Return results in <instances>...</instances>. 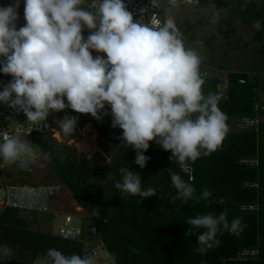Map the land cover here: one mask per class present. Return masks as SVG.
<instances>
[{"label":"clouds","instance_id":"9594fccd","mask_svg":"<svg viewBox=\"0 0 264 264\" xmlns=\"http://www.w3.org/2000/svg\"><path fill=\"white\" fill-rule=\"evenodd\" d=\"M20 2L0 6V73L11 77L0 90V102L23 112L29 124L47 125L50 114L65 109L96 120L110 115L111 127L122 130L120 148H132L140 168L149 160L145 152L150 142L170 151L169 160L184 173L190 163L222 147L229 129L227 116L218 106L220 95L204 94L202 57L185 46L174 19L161 20L154 13L141 22L125 0H23L25 23L17 29ZM150 2L155 9L161 3L178 8L189 0ZM253 26L259 29L260 22ZM77 121V116L65 115L56 123L64 135L71 136ZM33 151L25 136L4 133L0 168L26 160ZM119 172L121 181L114 187L122 195L138 196L140 202L157 195L154 188H142L136 171L122 167ZM170 178L176 191L170 199L173 204L177 200L199 203L212 196L204 189L196 197L192 183L179 172L170 169ZM227 216L225 209L185 221L191 226L186 236L203 229L196 252L204 255L218 246V233L243 230L241 218L229 222ZM9 253L6 245H0L3 257ZM46 258V264H93L87 254L65 255L55 248L47 250Z\"/></svg>","mask_w":264,"mask_h":264},{"label":"trees","instance_id":"16d2710c","mask_svg":"<svg viewBox=\"0 0 264 264\" xmlns=\"http://www.w3.org/2000/svg\"><path fill=\"white\" fill-rule=\"evenodd\" d=\"M240 13L256 31V39L261 41L260 49L264 52V3L258 6L255 2H247ZM256 21L260 22L259 29L253 26ZM223 60L214 68L202 58V62L211 67L214 73L227 71V90L224 92L220 89L223 81L213 75L212 93L220 95L218 106L227 116L229 131L220 149L190 163L193 167L192 179L181 172L178 164L169 160L171 152L164 151L155 142H150L145 152L149 160L144 168H140L135 162H92L75 149L58 156L51 142L52 121L34 132V140L41 151L34 167L41 155L50 161L58 184L65 185L85 211L80 216L85 234L90 238L102 239L116 264H264V109L259 110L261 121L257 130L237 126V119L241 115H255L258 112L256 105L260 101V85L264 88V75L259 80L260 75L254 73V69L226 65ZM0 76L7 75L0 73ZM240 79H246V82L242 83ZM241 159H254L257 162L246 164L240 162ZM122 167L136 171L141 176L142 188H154L157 195L140 202L138 196L122 195L114 186L107 192L91 191L86 187L89 181H97L108 175L114 178L115 185L121 181L119 170ZM170 169L192 183L196 197L204 189H208L212 196L208 201L200 200L199 203L194 200L171 203L170 199L176 195V191L171 184ZM15 174L12 171L9 173L10 181L16 183ZM22 177L20 183L37 184L33 178ZM245 181L258 185H245ZM54 196L49 197L48 206H51ZM220 198H224V204L217 202ZM92 199L96 202L91 206ZM225 209L229 222L241 218L243 230L239 234L218 233L216 239L220 244L214 245L204 255L199 254L195 251L199 247L197 236L202 234L203 229L196 235L186 236L191 226L185 221L198 214L211 212L218 215ZM24 212L12 205L0 208V245H6L10 253L14 252L13 256H27L26 260L21 261L7 259L9 255L3 257L0 254V264H31L30 261L37 257H46L47 250L51 248L65 255L83 256L82 242L53 233L51 226L55 211H27L34 215V220H38V214L50 216L46 231L33 229ZM92 226L97 227L95 234L89 232Z\"/></svg>","mask_w":264,"mask_h":264},{"label":"rangeland","instance_id":"374dc122","mask_svg":"<svg viewBox=\"0 0 264 264\" xmlns=\"http://www.w3.org/2000/svg\"><path fill=\"white\" fill-rule=\"evenodd\" d=\"M247 2H255L260 6L264 0H189L187 3H181L180 7L172 8L166 3H161L158 11L162 20L172 18L175 20L177 27L182 34V39L186 47L195 49L202 58L206 59V63L214 67L219 63L225 61L226 65L232 64L240 69H254L259 74V80L263 79L264 75V52L261 51V41L256 39L255 30L244 21L240 10L246 6ZM241 3V4H240ZM23 0L20 2L19 20L17 21V29L25 23L23 18ZM83 35L86 37L88 31ZM95 56L96 53L93 52ZM214 59L211 61V59ZM259 71H257V70ZM218 77L222 79L220 89L224 92L227 90V71H218ZM203 92L205 95L212 92L213 80L212 77L204 79ZM262 83V82H261ZM260 101L259 106L264 105V88L259 87ZM67 102V101H65ZM110 112V109H106ZM65 115L77 116L78 121L76 129L71 136H66L59 129L56 121L62 119ZM27 118L19 115H9V118L4 119L3 124L12 125L19 123L24 126L28 125ZM49 121L53 123V139L51 142L54 145L55 152L58 156H64L67 151L75 149L78 154L85 155L79 146L83 149H89L90 145L95 146V151L86 156L87 159L96 163H112V162H132L135 161V151L132 148L124 150L120 148L121 141L118 137L122 136V130L111 127V116H104L101 120H96L90 114H79L73 112L71 109H65L59 113H52L48 116L46 123ZM39 125H46L41 123ZM41 129V128H40ZM35 155H40L41 151L38 147H33ZM7 166L12 168L7 170L6 180L11 182L12 179L9 173L12 171L16 173L14 176L16 182L23 179L22 176H28L37 181L36 185L54 184L59 185L60 188L54 193L55 196L51 200V206L48 209L40 208L39 211H55L61 213L52 219L51 229L54 232V226L58 225L62 220V213H72L74 215V222L80 225L82 218L80 217L85 211L76 202V199L68 191L65 185L58 184L55 176L53 165L44 156L38 159L36 168L31 172L20 171L17 166L18 163H11ZM128 168V167H124ZM130 169V168H129ZM18 177V178H17ZM23 184V183H20ZM114 186V178L108 175L106 178L100 180H91L86 184L91 191L102 190L110 191ZM5 196L4 180L0 174V201ZM95 199L91 200V206L95 205ZM50 202H48L49 205ZM53 205V206H52ZM27 215L29 225L38 231H46L49 225L50 216L45 214H38V220H34V215L28 213V210L33 209L31 206L20 207ZM37 209V208H34ZM50 214V213H47ZM49 219V220H48ZM83 222V221H82ZM14 252L9 253L7 259H16L24 261L27 256L19 257L13 256ZM98 260L102 264H116L115 260H111L112 256L107 251H101L98 255ZM46 257H37L30 261L31 264H46ZM93 264H99L97 258H92Z\"/></svg>","mask_w":264,"mask_h":264},{"label":"built area","instance_id":"2783aa9c","mask_svg":"<svg viewBox=\"0 0 264 264\" xmlns=\"http://www.w3.org/2000/svg\"><path fill=\"white\" fill-rule=\"evenodd\" d=\"M12 2V0H0V6H7ZM125 3L130 11L135 13V16L137 19H140L141 22H147L151 18V16L155 13L158 15V17L161 19L158 8H153L151 6L150 0H125ZM145 12H141L142 9H145ZM162 20V19H161ZM201 73L205 74L204 78H209L214 76H218L219 72L216 71L215 73L212 71V68L209 67L207 64L203 63L200 67ZM11 78L7 76H0V90L3 89V86L6 85ZM242 83L246 82V79H240ZM258 112L255 115L250 114H243L237 119V126L240 129H251L255 128L258 129V125L261 121L260 117V111L261 109H264V106L256 105ZM19 115L21 114L23 117L27 118L23 112H15L12 109H10L7 105L0 102V137L4 133H11V134H17L22 137L25 136V138L33 144V147H37V144L34 140V132L40 128H42V125H31L28 123V125L24 126L19 123H13L12 125L9 124H3L4 119L9 118V115ZM31 131V132H29ZM29 132V133H28ZM84 151L86 156H89L90 154H93L95 146L93 144L90 145L89 149H83V147L80 145L79 149ZM37 159V155L35 153H32V155L26 160L22 162H17L18 166L17 168L20 171L31 173L35 167L34 162ZM240 162L246 163V164H252L256 163L257 160L254 159H241ZM12 168L10 166H6L3 168H0V174L2 176V179L4 180V187H5V196L2 201H0V208L4 209L6 206H17V207H25V206H31L37 209H40L41 207L45 209H48V202L49 197L54 194L59 188V185L54 184H43V185H32V184H20L18 182H9L6 180V173L7 170ZM189 175V178H193V167L189 166V172L186 173ZM245 185H258L256 183H252L250 181H245ZM252 207V206H250ZM61 213H56L55 216L60 215ZM63 220L58 225L54 226V234L70 239V240H76L82 242L83 246V255L87 254L91 256L92 258H97V261H99V264H102L100 260H98V255L101 251H107L106 244L102 239L99 238H90L88 235H86L83 222L81 221L80 225H76L74 222V215L72 213H62ZM89 232L95 234L97 232V227L92 226L89 228ZM112 260V258H111ZM10 264V263H9Z\"/></svg>","mask_w":264,"mask_h":264},{"label":"bare ground","instance_id":"6f19581e","mask_svg":"<svg viewBox=\"0 0 264 264\" xmlns=\"http://www.w3.org/2000/svg\"><path fill=\"white\" fill-rule=\"evenodd\" d=\"M4 264H9V263H4Z\"/></svg>","mask_w":264,"mask_h":264}]
</instances>
